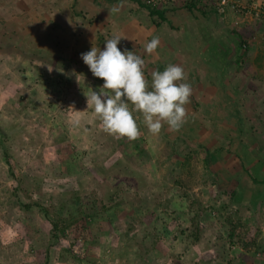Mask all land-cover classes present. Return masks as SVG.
<instances>
[{"label": "rangeland", "instance_id": "1", "mask_svg": "<svg viewBox=\"0 0 264 264\" xmlns=\"http://www.w3.org/2000/svg\"><path fill=\"white\" fill-rule=\"evenodd\" d=\"M249 46L242 45L245 55ZM44 78L39 95L24 93L0 111V264H166L164 256L156 260L152 241L164 244L159 249L180 264L177 257L185 248L174 247V241L196 242L192 218H197L198 240L220 244L223 253H230L231 243L243 246L241 222L196 195L208 187L204 158L207 152L209 158L217 154L213 138L184 137L168 129L153 134L139 113L134 116L140 136L116 138L103 130L93 111L78 112V99L66 96V82L49 71ZM60 88L64 96L56 92ZM257 111L264 116V107ZM221 139L222 147L236 155L231 137ZM256 146L264 151V141ZM143 164L158 181L141 194L136 186L143 181L137 174ZM173 201L180 216L171 213ZM34 204L58 222L55 241L50 221ZM220 219L227 227L214 226ZM230 224L236 227L232 239ZM189 253H195L190 245Z\"/></svg>", "mask_w": 264, "mask_h": 264}, {"label": "crops", "instance_id": "2", "mask_svg": "<svg viewBox=\"0 0 264 264\" xmlns=\"http://www.w3.org/2000/svg\"><path fill=\"white\" fill-rule=\"evenodd\" d=\"M184 3L156 8L159 11L151 14L142 0H0V111L24 93L36 90L39 95L49 71L67 83L66 96L78 99V112L90 114L86 95L98 90L103 79L93 76L81 53L92 47L103 49L114 35L125 37L118 45L122 51L126 47L145 60L149 84L153 71L182 65L193 90L185 105L186 123L179 131L164 124L161 131L215 140L217 154L208 161L210 166L204 165L210 170L208 187L196 195L237 218L246 235L243 246H227L230 253L219 251L220 244L206 239L192 244L174 241V247L185 248L177 258L180 264H264V158L259 156L264 151L259 153L256 146L264 141V125L259 124L264 116L257 111L264 107V21L216 1L203 3L201 10H187ZM153 37H159L160 45L149 54L144 46ZM243 43L246 48L250 45L246 55ZM56 92L64 96L62 88ZM228 136L234 156L222 147L221 138ZM145 167L150 165L143 164L137 171L143 177L136 186L141 194L158 181ZM220 202L225 210L218 206ZM177 209L173 201L171 213L180 216ZM223 225L227 227L224 219L214 223L216 228ZM150 243L156 260L164 256L166 264H174L176 256L159 249L164 244ZM189 245L195 253H189Z\"/></svg>", "mask_w": 264, "mask_h": 264}, {"label": "clouds", "instance_id": "3", "mask_svg": "<svg viewBox=\"0 0 264 264\" xmlns=\"http://www.w3.org/2000/svg\"><path fill=\"white\" fill-rule=\"evenodd\" d=\"M123 38L114 35L104 42L103 49L92 47L81 53L93 76L103 79L98 90L92 89L86 95L87 108L94 111L103 130L116 138L135 140L140 136L134 113L143 115L145 125L153 134H159L164 124L179 131L186 123L185 105L190 103L193 92L191 84L186 82L183 66L169 64L163 71H153L149 84L144 73L145 60L126 47L123 51L118 47ZM159 45V37H153L145 44V52L151 54Z\"/></svg>", "mask_w": 264, "mask_h": 264}, {"label": "built area", "instance_id": "4", "mask_svg": "<svg viewBox=\"0 0 264 264\" xmlns=\"http://www.w3.org/2000/svg\"><path fill=\"white\" fill-rule=\"evenodd\" d=\"M143 3L150 7L160 8L171 6L178 1L186 2L187 0H142ZM203 3L216 1L224 5H232L237 12L258 21H264V2L259 0H198ZM245 47V43H243Z\"/></svg>", "mask_w": 264, "mask_h": 264}, {"label": "trees", "instance_id": "5", "mask_svg": "<svg viewBox=\"0 0 264 264\" xmlns=\"http://www.w3.org/2000/svg\"><path fill=\"white\" fill-rule=\"evenodd\" d=\"M184 4H185V8H187V10H191L192 8L196 9V10L203 9V5H202L203 2L198 1V0H187ZM148 9H149V12L151 14H154V13L159 11L155 7H150V6H148ZM209 155H210L209 152H207L206 155H205L204 159H205L206 163H208V161H211V158H209ZM34 205H36L38 208H40L39 211H41L43 216L50 221V224H51V228H50V231H49L50 232V238L52 239V241H55L56 239L59 238V236H58V222L56 221V219L52 218L49 215V212H48L47 209L41 207L38 204H34ZM21 206L23 207V204H21ZM24 206L26 208H30L31 207L30 204H26ZM196 219L197 218H192L191 219V224H193V227L196 228V232H195V235H194L195 241H197L198 237H199V235H198V231L199 230L197 228ZM227 222L231 223L230 221H227ZM235 230H236V227L233 226L232 224H230V227H229V230H228V236H229L230 239H232L236 235ZM236 237H237V235H236Z\"/></svg>", "mask_w": 264, "mask_h": 264}]
</instances>
